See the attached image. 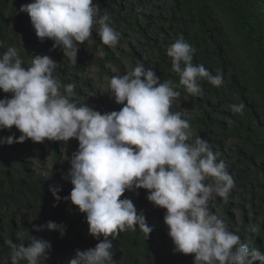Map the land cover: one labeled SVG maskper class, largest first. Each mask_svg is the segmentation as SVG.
Here are the masks:
<instances>
[{
	"label": "clouds",
	"instance_id": "clouds-1",
	"mask_svg": "<svg viewBox=\"0 0 264 264\" xmlns=\"http://www.w3.org/2000/svg\"><path fill=\"white\" fill-rule=\"evenodd\" d=\"M93 0H32L19 11L27 13L43 49L24 66L16 47L0 55V91L10 93L0 99V130L21 134L0 138V145L31 140L34 143L78 141L70 157V168L62 179L73 186L63 197L85 214L88 234L99 242L87 250H75L69 264H114L113 240L122 232L153 231L143 211L137 210L125 192L147 191L146 199L165 209L164 223L174 253L194 254L193 264H264V253L251 247V240L229 230L225 222L209 211L213 194L227 203L236 187L233 176L213 151L210 142L190 139V123L182 113L172 111L182 88L193 97H202L201 81L214 87L224 84L222 73L213 74L203 64H194L196 52L181 35L166 49L171 71L179 83L161 81L152 67L143 63L123 76H113L109 93L122 105L119 111L101 113L73 102L75 84L63 86L53 73L59 66L42 43L52 40L73 64L79 45L92 35L94 25L102 43L116 47L120 33L112 26L109 13L100 15ZM35 37V36H32ZM0 46H3L0 42ZM49 54V55H46ZM56 54V52H55ZM57 56V55H56ZM58 59V58H57ZM244 104H232L233 114H243ZM211 183H205V181ZM54 200L61 201L59 188L50 186ZM123 197V198H122ZM260 217L246 231L258 234ZM66 233V225L48 221L33 225L34 231ZM23 239V236H18ZM9 255L0 264H40L47 259L51 242L31 236L25 243L4 242Z\"/></svg>",
	"mask_w": 264,
	"mask_h": 264
},
{
	"label": "trees",
	"instance_id": "trees-1",
	"mask_svg": "<svg viewBox=\"0 0 264 264\" xmlns=\"http://www.w3.org/2000/svg\"><path fill=\"white\" fill-rule=\"evenodd\" d=\"M31 2L0 0V42L3 44L0 55L14 46L25 67L30 65L33 56L42 55L37 52L43 49L42 46L33 47L34 43L41 41L30 18L27 19L28 14L19 11L22 4ZM93 3H99L100 15L110 14L114 27L131 30L138 34L139 40H144L138 44L148 50L152 68L162 82L171 80L179 83L178 75L171 71V59L166 55V49L181 35L196 49L194 64H203L213 74H223L221 87L201 81L202 97H193L179 88V98L186 97L196 109L197 114L186 120L191 128L196 129L197 135L210 142L213 151L221 153V158L226 142L230 141L226 150L232 154L233 162L228 168L236 187L227 203L221 206L217 196L215 205L221 206L222 220L230 231L242 239L251 240V247L264 253V223L259 224L258 234L246 231L250 223L256 224L258 218L264 217V0H127L125 3L122 0H93ZM156 3L167 4L168 8L164 15L159 12L153 18L145 9L148 6L156 8ZM152 25L153 31L148 34ZM91 38L93 44L87 56H91L99 45L105 52L104 58L95 59L100 73L111 78L126 74L115 53L109 51L93 33ZM123 39L126 40L125 37ZM42 43L46 47L45 53L48 51L57 61L54 42L45 39ZM116 52L132 62L139 59L133 51L124 53L116 48ZM79 53H84L82 44L79 45ZM82 61L78 58L70 66L72 79L87 86V80H79L75 75L82 70ZM105 62L113 63L117 72L105 69ZM53 75L58 76L61 83L68 82L63 79L59 66ZM74 94L82 92L74 89ZM6 96L10 98L11 94L0 91V99ZM90 99L87 97L79 106L88 105ZM94 101L100 103L97 94ZM240 103L245 106L243 114H233L230 105ZM93 109L104 112L97 107ZM13 134L19 137L21 133L14 126L10 130H0V138ZM48 143L56 169L60 156L58 146L54 142ZM73 147L76 151L78 145L73 142ZM35 149L40 153V164H43L42 143L27 140L0 145V259L10 252L5 240L11 239L27 246L31 236H35L50 241L52 245L47 259H42L40 264H69L75 250L93 248L99 241L88 234L85 214L63 199L71 190L66 184H59L60 174L55 169L45 170V166L32 167L30 159ZM64 167L67 172L70 162H65ZM50 186L60 189L58 194L62 199L55 207L53 205L57 202L49 191ZM124 195L132 199L138 212H144L153 231L148 238L139 229L120 233L113 240L114 264H193L194 254L173 252L174 245L163 219L166 210L149 204L143 199L142 191L138 195L127 192ZM232 206L241 212L240 223H236L229 212ZM209 211L216 214L212 205H209ZM48 221L66 225L65 235L61 237L58 231L47 229L33 230V225H45ZM18 236H23V239H18Z\"/></svg>",
	"mask_w": 264,
	"mask_h": 264
},
{
	"label": "rangeland",
	"instance_id": "rangeland-1",
	"mask_svg": "<svg viewBox=\"0 0 264 264\" xmlns=\"http://www.w3.org/2000/svg\"><path fill=\"white\" fill-rule=\"evenodd\" d=\"M122 1L124 3L127 2V0H122ZM155 5H156V8H154V9H152L150 6H148L147 9H145V7H144V9L146 11H148L149 13H151L153 18H155L159 12H161V14L164 15L165 10L168 8V5L162 4V3H158V4L156 3ZM98 27H99L98 25H94L92 33L97 40L101 41L100 37L97 34ZM153 27H154V25H152L148 28V31H147L148 34L152 33ZM114 28L121 34L119 43L114 48L109 47L107 45H106V47L109 51L115 53V56L119 59L120 64L125 67L126 73L131 71L136 66V64H138V63H143L146 67H153V64H152L150 58H148V54H149L148 50L144 47H141L138 44V41L143 42L144 40H139L138 34L134 33L131 30L123 29L120 27H118V28L114 27ZM124 37L126 38V40L123 39ZM157 40H160V39H157ZM92 44H93V39L90 36L89 39L85 43L82 44V49L84 50V53L81 54L78 51V55H77V61H78V58L82 59L83 61H82V70L80 72H77L75 75L77 76V78L79 80H87L88 81L87 86L83 85L81 81H76V80L72 79L73 70L70 68V66L73 63L70 60H68L67 57L63 56V53H62L60 48H55V52H56V55L58 57L57 64L59 65V67L62 70L63 79L66 80V82L68 81L67 83H61V85L62 84L67 85L69 83H73L76 85L75 89H78L80 92H82V94H73V96H72L73 102H76L78 104V106H79V104L85 102L87 97H89L91 99H90L88 106H90L92 108L97 107L101 111L103 110L104 111L103 113L111 112V111H119L121 106L114 102V98L111 97V94L109 93V82H110L111 77L107 74H101L99 66L95 63V59L105 57L104 50H102L101 46L99 45L93 50L91 56H87V54H86L89 51V48ZM116 48H119L124 53L133 51L138 56L139 59H136L132 62L128 57H125V56L122 57L121 54H118L116 52ZM46 55H49V54H46ZM103 65H104L105 69H109L111 71V73L117 72V67L113 63L105 62ZM54 77L56 79H58V76H54ZM95 94H97L98 97L100 98V103H96L94 101ZM177 108H178V111H177ZM172 111L182 113V118H184V119L192 118L194 115L197 114L196 109L193 108L189 104L186 97L178 98L176 100V102L173 104ZM196 135H197L196 129L190 127V139H189L190 143L194 141V139L196 138ZM48 142L49 141H45L44 143H42L43 164H40V162H39L40 153L38 152V150H36V149L34 150V156H33V158L30 159L32 161V167L34 169H37L39 166H45L46 167L45 170L55 169L53 167V162H52L53 161L52 151L49 147ZM73 142L76 145H78V141L75 139H71L67 143L54 142V144H56L58 146V152L60 154L58 165H57V168L55 169L57 174H60V176H61L59 179V184L62 186H65V184H66V187L70 190L72 189L73 186L71 185L70 182L67 183V182H65L64 179H62V173H66L64 163L69 161L72 153L75 152L74 147H73ZM230 144L231 143L228 140V142H226V144H225V148H223V154L224 155H222V158L220 157L221 159H223L225 161V163L227 165L228 172H229L228 167H230V163L233 162L232 154L230 153V151L226 150L228 148V145H230ZM205 183H211V181L210 180L205 181ZM139 191H142L143 199L146 200L149 204L153 205L151 202H149L146 199V196L148 194L147 191L144 189H140V190H138V192ZM127 193L134 194V192H127ZM216 197L217 196L215 194H213L212 199L210 201V205H212L214 207L216 215H218V217L220 219H222L221 206L225 202L222 200V198L218 197L220 200L221 206L215 205L216 204L215 203ZM234 199L236 201H238L237 197H234ZM244 205H245V207L247 206V204H244ZM229 212L234 217V221L236 223H240L241 212L239 211V209H236L234 206H232L229 209Z\"/></svg>",
	"mask_w": 264,
	"mask_h": 264
}]
</instances>
